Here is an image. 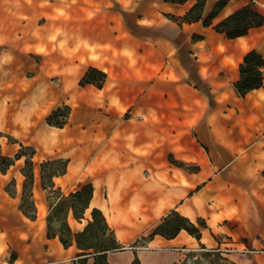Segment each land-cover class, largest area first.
<instances>
[{
    "label": "crops",
    "instance_id": "0c3cea01",
    "mask_svg": "<svg viewBox=\"0 0 264 264\" xmlns=\"http://www.w3.org/2000/svg\"><path fill=\"white\" fill-rule=\"evenodd\" d=\"M198 2L126 0L80 9L59 45L47 40V56L36 63L45 74L35 77L32 92L16 101L0 97V128L35 150L37 216L27 218L7 195L10 171H0V261L15 253L22 264H75V244L66 249L47 237L48 214L60 199L43 187L41 165L65 160L53 189L62 197L93 184L85 219L69 213L68 223L79 232L91 210H101L123 247L109 264L136 257L140 264H181L172 248H214L223 238L261 251L229 255L230 263L264 264V85L245 97L235 88L245 56L264 58V24L236 39L214 29L249 5L264 17V0H230L210 26L204 21L219 1L205 0L202 20L182 23ZM13 20L2 21L10 52L42 55L32 35L13 36ZM90 69L106 75L102 88L80 85ZM64 106L72 108L69 122L49 125ZM91 149L95 158L88 160ZM11 177L21 192V170ZM173 211L193 224L205 221L201 239L182 230L142 242Z\"/></svg>",
    "mask_w": 264,
    "mask_h": 264
},
{
    "label": "trees",
    "instance_id": "16d2710c",
    "mask_svg": "<svg viewBox=\"0 0 264 264\" xmlns=\"http://www.w3.org/2000/svg\"><path fill=\"white\" fill-rule=\"evenodd\" d=\"M188 0H165V2L174 4H184ZM230 0H220L216 9L212 12L208 19L204 21L205 26H210L213 20L219 15L222 9L227 5ZM205 7V0L199 2L181 19L182 23H196L202 20V14ZM264 24V17L261 16L252 6H245L219 22L214 26V29L221 34H224L229 39H236L248 34L253 28L261 27ZM240 80L237 82L235 88L240 97H245L250 91L261 88L264 85V58L255 51L248 53L240 67ZM106 80V75L96 69H90L83 80L80 82L81 86L93 84L98 88H102ZM63 109L70 112L69 106H64L52 113L47 118V123L51 126L63 128L67 121L55 122L62 115ZM69 114V113H68ZM66 117V116H65ZM67 118V117H66ZM2 138H9L0 131V141ZM25 147L21 145L23 150ZM31 149V148H29ZM31 157L26 160V167L29 168L28 172H23L24 192L23 196L33 199V157L35 150H31ZM24 155L20 152L11 158L2 154V146L0 142V171L6 174L7 171L15 165V162L23 158ZM68 162L65 160H56L46 162L41 165L42 169V183L45 189L53 188V178L66 173ZM60 165L61 168L55 169L49 177L44 176V170L47 167H55ZM94 187L92 183L82 185L77 191L69 194L68 196H60L59 202L50 209L47 217V237L49 239L58 237L62 245L68 249L73 244L76 245L79 253L75 264H109V255L114 252L122 251L123 247L119 244L114 231L110 228L106 217L103 212L97 208H93L90 212V219L83 230L74 232L68 223L69 213L81 222L85 219L87 210L90 209V203L93 198ZM26 202L20 205L23 214L30 220H36V207L32 200L31 208L27 209ZM60 222L58 229L54 228V223ZM207 225L203 220H199L197 224H193L187 218L181 216L179 213L171 212L163 222L151 233V237L160 235L166 239L175 238L182 230L188 232L190 235L201 239L202 230L206 229ZM201 260L198 259L194 264H203L202 261L208 258H216L220 261L230 263L228 259L223 258L220 254L205 253L201 255ZM133 264H140L138 257H136ZM210 264H219L216 261Z\"/></svg>",
    "mask_w": 264,
    "mask_h": 264
},
{
    "label": "rangeland",
    "instance_id": "374dc122",
    "mask_svg": "<svg viewBox=\"0 0 264 264\" xmlns=\"http://www.w3.org/2000/svg\"><path fill=\"white\" fill-rule=\"evenodd\" d=\"M112 1L116 3L126 0H0V24H2L0 25V97L7 94L9 95L11 101H16L20 97H23V95L27 94V92H32L34 87H36L35 77L40 74H45L42 70L38 69L36 63H41L43 55L47 56L46 52L49 47L47 40L52 44L55 43L59 45V41L62 39L64 25L66 22H69L70 15L78 13L80 9H96L98 5L103 6L104 3L109 4ZM100 2H103V4H100ZM8 19H14L12 23H10L15 25V28L13 29L14 32L12 33L13 36H15L18 40L20 37V40L23 39L25 41V39L31 38L32 35V37L38 40L35 41L36 43L33 48L39 50V53L42 55L38 56L27 52L20 54L10 52L13 51L14 46L10 43L1 41L9 34L7 25L4 22L2 23L3 20L5 21ZM23 45L31 47V45L27 42H24ZM71 109L72 108H70V112L63 109V116L55 120V122L67 121L68 123L71 118ZM81 113V116L83 117L84 112L81 111ZM85 115H87V113ZM0 130H2L1 132L3 134L10 137V139L2 138L0 141L2 154L11 158H15L18 152L24 155V157L20 159V162H15L16 166H12L13 168L11 167L7 171V173L10 171V176L5 187V191L9 197L17 199L16 203L19 202V206L23 202H26L25 205L27 209H30L33 199L23 196L25 178L23 180L22 190L19 192L17 181L11 176L19 170H21L22 175L24 171H29V168L26 167L25 163L26 160L31 157V150L33 148L23 145L25 148L22 150V144L19 143L18 139L14 135L6 133L1 128ZM94 158L95 149H91L88 160H92ZM59 168H61L60 165H57L54 168H45L44 176L46 178L49 177L55 169ZM203 187L204 186L201 183L199 188L202 189ZM49 192L53 194L54 198L60 197L59 191L54 190L53 188H49ZM53 226L58 229L60 227V222L54 223ZM72 230L76 232L79 229L75 224H73ZM150 238L151 236L149 234L147 237L143 238L144 241L142 242H147ZM143 244L145 245V243ZM232 259L238 260L237 257H232ZM16 261L17 257L15 253H9L7 262L0 261V264H22ZM213 261H216L219 264H229L228 262L220 261L216 258L204 259L202 263L210 264Z\"/></svg>",
    "mask_w": 264,
    "mask_h": 264
},
{
    "label": "built area",
    "instance_id": "2783aa9c",
    "mask_svg": "<svg viewBox=\"0 0 264 264\" xmlns=\"http://www.w3.org/2000/svg\"><path fill=\"white\" fill-rule=\"evenodd\" d=\"M214 1H220V0H214ZM172 251L178 253L182 257L181 264H194L198 259H202L201 255L205 253H216L220 254L223 258H226L229 255L232 254H238L242 253L245 255H251L256 254L261 251L255 250L249 247H243V248H237L235 246L230 238H223L221 242L218 243V245L214 248H207L203 245L199 246L196 249L193 248H187V247H176L172 248Z\"/></svg>",
    "mask_w": 264,
    "mask_h": 264
}]
</instances>
